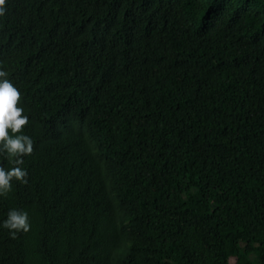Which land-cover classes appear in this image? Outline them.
<instances>
[{
  "label": "trees",
  "instance_id": "obj_1",
  "mask_svg": "<svg viewBox=\"0 0 264 264\" xmlns=\"http://www.w3.org/2000/svg\"><path fill=\"white\" fill-rule=\"evenodd\" d=\"M5 8L33 150L0 194L30 224L0 227V264H264V0Z\"/></svg>",
  "mask_w": 264,
  "mask_h": 264
},
{
  "label": "clouds",
  "instance_id": "obj_2",
  "mask_svg": "<svg viewBox=\"0 0 264 264\" xmlns=\"http://www.w3.org/2000/svg\"><path fill=\"white\" fill-rule=\"evenodd\" d=\"M5 11V0H0V16ZM20 95L18 88L7 78V73L0 69V156H5L15 165L5 168L0 164V194L11 188L14 178L21 183L27 182V170L19 165L23 162V156L32 152L33 141L22 131L28 116L23 115V108L18 106ZM0 227L7 228L12 237L20 231L26 232L30 228L28 213L16 208L9 209L6 218L0 221Z\"/></svg>",
  "mask_w": 264,
  "mask_h": 264
}]
</instances>
